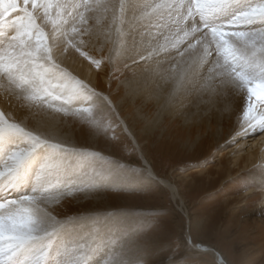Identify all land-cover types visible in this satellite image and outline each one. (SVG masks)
I'll return each instance as SVG.
<instances>
[{
	"label": "snow or ice",
	"instance_id": "6c2138e0",
	"mask_svg": "<svg viewBox=\"0 0 264 264\" xmlns=\"http://www.w3.org/2000/svg\"><path fill=\"white\" fill-rule=\"evenodd\" d=\"M170 49L197 58L161 61ZM237 99L230 142L264 135V0H0V264H230L206 221L63 202L141 190L147 165L118 156L140 149L134 123L222 122Z\"/></svg>",
	"mask_w": 264,
	"mask_h": 264
},
{
	"label": "rangeland",
	"instance_id": "374dc122",
	"mask_svg": "<svg viewBox=\"0 0 264 264\" xmlns=\"http://www.w3.org/2000/svg\"><path fill=\"white\" fill-rule=\"evenodd\" d=\"M130 71L139 72L135 68ZM106 83L103 76L97 81L100 87H106ZM235 107L232 116L224 120L222 127L215 119L188 128L183 127L180 120H172L145 133L141 124L134 123L146 160L159 179H168L179 189L184 204L180 200L174 201L167 188L157 178H151L147 166L144 175L138 177L140 191H113L106 201H83L79 204L69 198L63 202V209L72 214L83 209L104 212L119 207L136 213L128 219L137 225L153 220L154 217L148 215L153 209H162L177 220L182 216H191L207 222L208 231L200 239L214 243L230 264H264V222L256 221L264 215V191L258 187L259 169L264 167V138L252 150V142L261 135L238 143L230 142L237 130L239 100ZM135 111V104H127L123 109L124 115L133 120ZM91 143L96 145L95 150L102 147V141ZM253 152L257 153V160L253 164L236 162L239 157ZM101 154L109 155L107 151ZM118 156L122 162L132 163L136 167L146 165L144 160L137 162L140 154L130 145L122 148ZM99 165L103 170L105 162L100 161ZM246 185L250 186L246 188ZM251 211H257L261 216L253 218ZM172 240L182 245V233L177 231ZM155 242L160 243L159 240Z\"/></svg>",
	"mask_w": 264,
	"mask_h": 264
},
{
	"label": "bare ground",
	"instance_id": "6f19581e",
	"mask_svg": "<svg viewBox=\"0 0 264 264\" xmlns=\"http://www.w3.org/2000/svg\"><path fill=\"white\" fill-rule=\"evenodd\" d=\"M169 52L171 53V54H168V53H161V55H160V59H161V61H163V60H167V61H170V62H179V65L181 66V67H187L188 65H190V64H192V63H194V61L196 60V58H197V52H196V50H189V51H186L185 53H184V55L183 56H180L178 53H176L175 52V50H169ZM139 70V69H138ZM82 74H85L84 72H82ZM95 83H97V81H94ZM238 100V99H237ZM237 100L234 102V103H232V108H233V110H235L234 108H237V107H235V105H236V103H237ZM184 102H185V104H187L188 103V100L187 99H185L184 100ZM240 102V101H239ZM235 104V105H234ZM127 105H125V107H126ZM124 107V108H125ZM133 109V108H132ZM235 112V111H234ZM233 112V113H234ZM124 113V112H123ZM232 116V115H231ZM217 121V120H216ZM227 121V120H226ZM220 123V127H222V123H224V121H222V122H220V121H218V124ZM135 125V124H134ZM220 130H221V128H220ZM222 133V132H221ZM264 138V135H261V137L258 139V140H254L253 142H252V144H251V149L250 150H252V149H254V147H256V145L259 143V140H262ZM137 144L139 145V140L137 139ZM243 144V143H242ZM243 146V145H242ZM236 148V147H235ZM140 151H142V148H140L139 150H138V152H139V154H140ZM247 155V154H246ZM142 160H144L145 162H146V165L148 166V173H149V175L151 176V178L152 179H158V181L160 182V184L162 185V186H164L165 188H167V190L171 193V195H172V197H173V199H174V201H177V200H180L181 201V203L182 204H184V200H183V198L181 197V195H180V193H179V189L173 184V183H171L168 179H159L158 177H157V174L155 173V171H154V169H153V167L150 165V163L146 160V157L144 156V154H143V156H142ZM257 160V153L256 152H253V153H250V154H248L247 156H244V157H239V159L238 160H236V162L237 163H241L242 161L243 162H247V164H253L255 161ZM249 193H247L246 194V196L248 195ZM263 199H264V197H263ZM261 207V206H260ZM258 208V209H261V208ZM262 207L264 208V201H263V204H262ZM263 212H264V210H263ZM250 214H251V216L253 217V218H257L261 213H258L257 211H256V213H255V211H251L250 212ZM261 216V215H260ZM259 216V217H260ZM256 221L257 222H264V215H262V217L260 218V219H256ZM256 222V223H257Z\"/></svg>",
	"mask_w": 264,
	"mask_h": 264
}]
</instances>
